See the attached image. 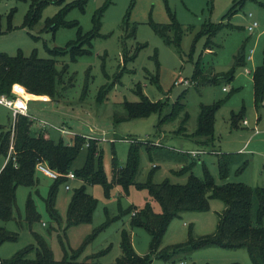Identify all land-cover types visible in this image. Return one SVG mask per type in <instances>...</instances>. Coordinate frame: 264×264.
<instances>
[{"label": "rangeland", "instance_id": "rangeland-1", "mask_svg": "<svg viewBox=\"0 0 264 264\" xmlns=\"http://www.w3.org/2000/svg\"><path fill=\"white\" fill-rule=\"evenodd\" d=\"M75 1L48 2L29 27L23 23L31 0H0V53L14 56L20 52L25 57L36 54L38 58L54 59L58 69H64L65 89L59 98L42 102L33 100L38 95H32L28 114L56 141L62 137L69 142L74 135L96 139L111 186L105 190L102 184H87L85 190L96 204L91 220L68 226L67 205L73 189L81 182L58 186L54 206L58 215L53 218L45 207L53 180L36 172V187L17 186L12 219L0 221V226L16 236L0 244V259L10 258L28 246L31 250L27 257L34 258L42 242L56 261L74 255L83 262L103 252L96 261L110 264L121 254L122 230L129 232L137 254H150L148 232L129 224L131 212L146 204L155 213L161 211L148 190L137 186L148 180L184 184L190 173L202 178L206 169L217 185L230 182L246 184L253 190L264 187V94L256 106L253 96L254 69L264 63V0H87L83 8L71 7L63 14L67 5ZM230 9L233 11L228 14ZM98 10L100 23L89 53L74 59L68 51L53 54L54 49L65 50L69 42L92 32ZM56 14L61 15V21L54 28L53 24L47 26ZM171 15L181 27L179 37L176 30L167 31L169 43L154 27L169 24ZM222 20L220 31L208 37L201 35L203 24L206 27L209 22ZM254 21L258 26L249 32L247 28ZM240 53L244 64L236 66L235 58ZM196 67L203 75H220L234 67L233 78L223 77L212 83L195 80L196 84L191 82ZM179 78L188 84H175ZM138 90L150 101L160 103V111L143 118L122 119L123 103L139 101ZM176 101L183 108L171 116ZM212 103L221 106L214 117L213 144L204 145L183 132H194L199 106ZM13 120L11 110L0 105V133L11 129ZM231 120L235 126L238 124L237 128H232ZM62 125L68 134L54 129ZM243 135H247L249 144L243 154H233L227 178L221 179L217 154L239 148L236 142ZM138 143L134 183L124 188L111 182L113 158L119 168H124L130 146ZM11 145L5 158L0 154V166L10 158ZM194 151L201 152L194 155ZM85 156L83 148L73 167L82 166ZM65 185L70 189L65 190ZM29 195L39 216L33 221L27 219L25 209ZM256 205L253 196V222ZM223 209L221 200L211 199L206 211H185L175 216L166 227L159 249L185 243L189 236L196 240L213 234ZM151 259V264H252L246 248L217 245L181 250L168 260L155 255Z\"/></svg>", "mask_w": 264, "mask_h": 264}, {"label": "trees", "instance_id": "trees-1", "mask_svg": "<svg viewBox=\"0 0 264 264\" xmlns=\"http://www.w3.org/2000/svg\"><path fill=\"white\" fill-rule=\"evenodd\" d=\"M61 0H31L29 9L25 16L23 26H32L38 19L41 9L48 3H58ZM87 0H77L62 11L71 7L83 8ZM100 10L95 13V29L89 34L78 36L75 41L69 42L67 48L54 49L53 54L60 55L68 51L71 58L89 53L91 39L94 37L100 23ZM233 10L230 9L228 14ZM171 21L164 27H154L155 32L171 42L166 33L168 30H176V36L180 30V23L171 15ZM61 21V15L56 14L49 19L47 26L53 24V28ZM223 21L218 23L209 22L202 25L201 35L211 36L221 30ZM207 29H203V28ZM52 28V29H53ZM178 41V38H175ZM174 41V42H175ZM243 54L240 53L235 58V65L241 63ZM65 68V67H64ZM234 67L226 73L203 75L199 67L193 72L191 82L212 83L221 78L231 80L233 78ZM64 69H58L54 59L38 58L36 54L29 57L23 56L20 52L14 56L0 53V94L9 95L13 83H19L26 91L33 95H47L51 100L59 98L62 94ZM196 80V81H195ZM140 100L136 102H124V120L132 118L147 117L154 112L160 111V103L150 101L141 94ZM264 94V63L257 66L253 74V95L254 103L258 105ZM99 99V98H98ZM183 105L175 102L171 116H175ZM220 103L200 105L196 118V128L194 132L187 134L188 138H196L204 145L213 144L214 117ZM243 110H241L242 112ZM234 114V113H232ZM236 116V115H234ZM233 119V115L231 116ZM168 118V117H167ZM231 123H235L231 120ZM40 124L35 118L24 115H17L13 120L12 127L7 132L0 133V154L7 156V150L12 143L10 158L0 170V221L12 219L13 207L16 203L17 186L34 188L38 184L35 166L38 162L44 163L49 169L57 172L60 177L53 180L49 186L45 207L48 214L57 218L55 209V194L58 186L66 181L65 175L72 171L75 177L81 181L79 187L74 188L66 209V223L68 226L89 222L95 207L94 199L85 190L87 184H102L105 190L111 186L107 182L101 161V151L97 148L96 139L87 140L86 137L74 135L66 142L63 138L54 140L44 129L37 126ZM235 125V124H234ZM45 127V126H44ZM86 143L88 144L86 146ZM138 144H132L127 155V163L124 168H119L115 158L112 160V181L121 184L124 188L134 183V176L138 166ZM86 148V156L82 166L74 168L73 163L79 152ZM233 159V154L218 153L217 166L221 179H226L229 165ZM138 187H145L152 198L159 204L161 211L155 213L149 204L139 210L131 212L130 227L143 228L150 236V254L139 255L135 252L130 234L127 230L120 233V256L115 262L110 264H151V257L168 260L172 254L181 250L195 249L201 246L217 245L227 248L244 247L247 249L252 264H264V187L252 189L243 183H222L217 185L213 177L205 169L202 178L190 173L184 184H173L168 180L160 183H152L150 180L145 184H137ZM253 196L256 197L257 205L255 209L254 222L251 215ZM211 199H219L224 204V209L219 216L216 230L213 234L203 236L185 243L174 244L162 249L160 243L162 236L170 220L185 211H206L209 209ZM27 219L36 220L39 216L36 212L31 195L25 202ZM136 209V208H132ZM130 211V210H129ZM255 223V225H254ZM16 238L15 234L8 232L0 226V244ZM31 247L18 250L10 258L0 259V264H103L96 259L103 254L92 255L87 261H78L75 256L56 261L44 243H40V248L36 251L34 258L27 255Z\"/></svg>", "mask_w": 264, "mask_h": 264}, {"label": "built area", "instance_id": "built-area-1", "mask_svg": "<svg viewBox=\"0 0 264 264\" xmlns=\"http://www.w3.org/2000/svg\"><path fill=\"white\" fill-rule=\"evenodd\" d=\"M257 22H253L250 26H248L247 30L249 32H253V30L257 27ZM175 84L178 83H185L188 84L187 80H182L181 78H179L177 81L174 82ZM29 94L26 91V89L20 85L19 83H13L11 85L10 88V93L9 95H5V94H0V105L7 107L8 109L11 110L12 112V116L15 119V117L17 115H24V116H29L28 114V102H29ZM37 100L42 101V102H48L50 99L47 95H40L36 97ZM41 122V121H40ZM246 123V121H245ZM56 130L58 132H60L61 134H68L69 132H67L66 130H64L63 128H57ZM87 140L91 139V138H86ZM88 144L86 143V146ZM12 148V147H11ZM198 152L201 151H194L192 152L194 155H197ZM9 157L6 158V161L8 160ZM35 170L39 173H41L42 175L51 178V179H57L58 177H60V175L49 169L44 163L38 162L35 166ZM66 179H68L69 181L75 180V175L72 171H69L66 175H65ZM70 188L69 185H65V190H68Z\"/></svg>", "mask_w": 264, "mask_h": 264}, {"label": "crops", "instance_id": "crops-1", "mask_svg": "<svg viewBox=\"0 0 264 264\" xmlns=\"http://www.w3.org/2000/svg\"><path fill=\"white\" fill-rule=\"evenodd\" d=\"M249 16H251V14H249ZM223 21V20H222ZM218 23V22H217ZM247 58H249V55H247ZM241 63L242 64H240V66L241 65H243L244 64V55H243V58H242V61H241ZM255 70V69H254ZM245 72L246 73H249V71L247 70V69H245ZM212 74H217V73H213L212 72ZM224 89V88H223ZM29 94V101L30 100H32L33 98H31V97H33L32 95L33 94H30V93H28ZM254 96V95H253ZM50 99V98H49ZM33 100H37V99H33ZM51 100H49L48 102H50ZM255 104V103H254ZM256 106V105H255ZM246 121V120H245ZM231 122V121H230ZM41 123H42V125L43 126H45L46 125V123L43 121V120H41ZM231 124V126H232V128H237L238 127V124L235 126H233L232 124L233 123H230ZM243 126H246V123L245 124H243ZM45 128V127H44ZM57 128H59V127H57ZM61 128H63L64 129V126L62 125L61 126ZM54 129H56V128H54ZM65 130V129H64ZM57 131V130H56ZM49 133V132H48ZM60 133V132H59ZM61 134V133H60ZM82 136V135H81ZM244 136V135H243ZM243 136H241L240 138H242V139H239L238 140V142H236L237 143V145H238V143H239V148L237 147V149H234V151H232V150H230V151H228V150H226V151H224L223 153H228V154H234V153H236V154H243L244 153V148H245V146L246 145H248L247 144V142H248V138H247V135H245L244 137ZM262 139H264V137L262 138ZM235 144V143H234ZM228 147H230L229 145H228ZM226 149H229V148H226ZM4 164H5V159H4V161H3V163H2V165L0 166V170L2 169V167L4 166ZM37 172V171H36ZM66 178V177H65ZM53 180V179H52ZM80 181V180H78L77 178H75V180H72V181ZM65 182H69V180L68 179H66V181ZM81 182V181H80ZM70 189V188H69ZM68 189V190H69Z\"/></svg>", "mask_w": 264, "mask_h": 264}]
</instances>
